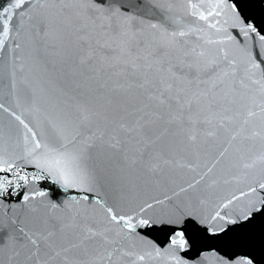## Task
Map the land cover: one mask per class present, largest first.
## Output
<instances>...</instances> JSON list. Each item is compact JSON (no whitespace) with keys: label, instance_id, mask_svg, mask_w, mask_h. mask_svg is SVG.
<instances>
[{"label":"snow or ice","instance_id":"1","mask_svg":"<svg viewBox=\"0 0 264 264\" xmlns=\"http://www.w3.org/2000/svg\"><path fill=\"white\" fill-rule=\"evenodd\" d=\"M0 264H264V0H0Z\"/></svg>","mask_w":264,"mask_h":264},{"label":"water","instance_id":"2","mask_svg":"<svg viewBox=\"0 0 264 264\" xmlns=\"http://www.w3.org/2000/svg\"><path fill=\"white\" fill-rule=\"evenodd\" d=\"M6 91V90H5ZM10 98L8 97V96H5V100L7 101V100H9Z\"/></svg>","mask_w":264,"mask_h":264}]
</instances>
